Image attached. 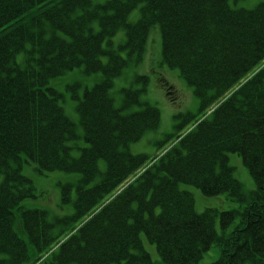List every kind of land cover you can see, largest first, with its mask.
<instances>
[{
  "label": "trees",
  "instance_id": "obj_1",
  "mask_svg": "<svg viewBox=\"0 0 264 264\" xmlns=\"http://www.w3.org/2000/svg\"><path fill=\"white\" fill-rule=\"evenodd\" d=\"M141 3L140 18L126 24L127 14ZM122 25L125 57L103 46ZM152 25L160 29L164 61L179 69L203 103L208 90L220 96L259 71L210 119L114 194L145 160L130 153L128 145L155 127L159 115L150 105L126 114L113 105L108 91L132 58L138 60ZM263 61L264 2L244 10L233 9L228 0H106L99 5L91 0H0V264L36 261L58 238L44 210L20 208L24 199L36 196L20 170L27 163L39 172L81 175L73 221L111 197L56 248L51 264H151L140 234L168 264H195L212 243L222 249L216 264H264ZM78 67L103 75L75 107L86 142L81 148L67 144L78 135L55 87L57 77ZM123 94L126 105L138 102V90L123 89ZM73 149H80L77 156L71 155ZM228 153L242 158L255 185L250 192L233 176ZM180 183L207 196L226 192L241 206L197 213ZM60 194L67 201L70 186L63 185ZM22 236L34 247L32 254Z\"/></svg>",
  "mask_w": 264,
  "mask_h": 264
},
{
  "label": "rangeland",
  "instance_id": "obj_2",
  "mask_svg": "<svg viewBox=\"0 0 264 264\" xmlns=\"http://www.w3.org/2000/svg\"><path fill=\"white\" fill-rule=\"evenodd\" d=\"M93 3L101 4L106 0H91ZM264 0H229V5L232 8H244L251 9L258 3ZM140 6L133 9L127 16V23L131 24L136 22L140 17ZM92 29L98 30L96 21H93ZM159 29L157 26H153L148 31L145 49L140 54L141 58L134 62V57L128 63V65L120 71L119 75L112 79V84L109 88V95L113 100L116 107H123V93L124 88H143L144 92L140 94V101L153 104L157 107L160 115L159 124L155 129L148 130L142 134V136L135 142H132L128 149L134 154H144L148 158H151L158 154L166 145H163L167 140V136L174 137L177 133L176 125L183 121V118L178 115L200 114V101L199 97L194 93L193 87L189 85L180 75L176 68H169L163 62L161 58V38L159 35ZM125 41V28L121 27L116 33L110 36L103 42V46L118 48L119 45ZM122 56H125L124 50H119ZM21 54L16 55L18 62H21ZM106 56L102 55V62L106 61ZM144 75L147 77V81L143 83L137 79V76ZM103 75L100 71L95 73H84L81 68L70 70L65 74L56 78L57 83L55 87L60 94L58 97L59 104L63 107L65 114L74 123L76 133L78 137L75 140L68 141L67 144L76 145L78 148L86 146V142L81 137V127L78 123V115L75 110V105L78 98L82 95L83 90L86 87L92 86L94 83L101 81ZM162 79L168 81L170 88L169 95H175L174 100L168 98V93L165 90V86L162 84ZM172 85V88H171ZM177 90V91H176ZM140 105L134 104L130 107L124 108L126 112L139 108ZM211 109V107L209 108ZM208 109V110H209ZM204 111L208 113L209 111ZM80 149L71 150L72 156H77ZM228 164L232 167L233 176L240 182L244 192L248 193L254 189V181L250 175L247 167L243 164L242 158L236 153H228ZM101 169L104 168L105 163L101 161ZM21 173L31 180L33 187L35 188V197L26 198L20 204L21 209H41L46 212V218L48 222L53 224L52 233L59 235L57 238V244L64 243L68 237L72 234L74 229L78 230L88 219H90L96 211H90L77 220L76 223H72L68 218L73 214V200L75 198V184L80 178V174L77 172H65V171H50L46 173H40L35 169V165L32 163L24 164L21 167ZM95 180L90 181L88 185H92ZM63 184H71L72 189L70 193L71 200L68 202H62L60 199V189ZM179 187L183 190L191 193L194 200V208L196 212L200 213L206 208L209 209H234L241 206L240 202L236 201L228 193H221L213 196H206L202 192L189 184L180 183ZM232 223L226 231H229L235 225ZM215 229L218 233L221 232L219 224V218H215ZM76 225V228L72 226ZM23 237V236H22ZM25 238V237H23ZM140 238L143 241L144 248L150 253L152 258V264H167L158 261V256L155 253V246L147 242L140 234ZM27 240V238H25ZM27 246L29 252L32 250L31 244L27 240ZM196 262V264H216L221 261L222 249L215 243H212ZM34 248V247H33ZM48 257H46L47 261ZM160 260V259H159ZM30 262L29 264H31ZM36 264H45V260H40Z\"/></svg>",
  "mask_w": 264,
  "mask_h": 264
},
{
  "label": "bare ground",
  "instance_id": "obj_3",
  "mask_svg": "<svg viewBox=\"0 0 264 264\" xmlns=\"http://www.w3.org/2000/svg\"><path fill=\"white\" fill-rule=\"evenodd\" d=\"M100 232H101V229L98 228V233H100Z\"/></svg>",
  "mask_w": 264,
  "mask_h": 264
}]
</instances>
